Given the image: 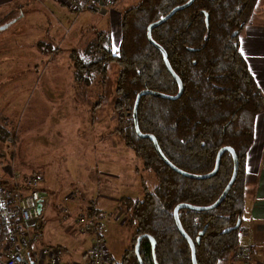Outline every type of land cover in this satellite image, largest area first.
Segmentation results:
<instances>
[{
    "label": "trees",
    "instance_id": "trees-1",
    "mask_svg": "<svg viewBox=\"0 0 264 264\" xmlns=\"http://www.w3.org/2000/svg\"><path fill=\"white\" fill-rule=\"evenodd\" d=\"M189 1L140 0L121 16L119 48L114 50L111 35L101 31L93 63L85 64L82 55H72L78 69L93 74L100 67L118 64L121 70L116 93L131 112L144 90L178 95L179 83L168 71L163 53L149 42L147 31ZM258 2L194 0L152 30L153 40L166 51L174 74L183 83V93L177 100L143 96L138 106L141 133L156 137L168 161L189 174L212 173L223 148H232L239 160L236 181L217 208L179 211L180 223L195 243L198 264H222L233 257L240 244L247 160L255 141L257 118L264 113V94L240 50L239 40L243 29L253 24ZM122 137L145 168L155 172L158 185L153 191L145 188L142 200L120 199L130 214L128 225L135 231L133 246L120 263L114 264H193L191 247L176 225L174 210L183 203L198 207L216 203L232 178L233 154L224 151L218 172L210 179L197 180L168 166L153 141L139 137L133 119ZM239 221L238 229L225 232ZM1 236L3 239L2 232ZM141 236L152 237L155 248L143 238L138 257L135 246Z\"/></svg>",
    "mask_w": 264,
    "mask_h": 264
},
{
    "label": "rangeland",
    "instance_id": "rangeland-1",
    "mask_svg": "<svg viewBox=\"0 0 264 264\" xmlns=\"http://www.w3.org/2000/svg\"><path fill=\"white\" fill-rule=\"evenodd\" d=\"M139 1L125 0L119 12L123 14ZM258 1L253 17L256 25L264 24V0ZM95 26L107 29L105 20L89 12L78 14L64 0H0V186L24 194L32 187L34 181L30 180L38 178L42 196H46L43 190L47 194V189L53 190L58 206L69 199L70 217L65 219L75 226L90 208L102 221L106 217L103 224L111 223L105 237L109 254L120 263L133 246L128 232L135 231L128 225L130 214L120 199L142 200L145 188L153 191L158 179L123 140L133 112L118 100V64L110 63L91 74L78 69L72 56L82 55V62L93 63L98 55L97 34L101 33ZM253 68L264 88L259 75L262 69ZM252 149L255 158L251 164L261 166L255 173L256 184L251 185L254 174L245 175L246 198L256 194L261 172L264 177V113L258 116ZM88 176L94 189L84 187ZM105 196H115L118 203L101 199ZM53 215L56 222L47 221L46 238L53 247L66 250L65 262L78 264L81 234L75 231L71 235L66 228L74 226H62L64 216ZM246 234L243 226L238 231L240 243ZM3 239L1 236L0 244ZM256 245L255 241L239 244L233 254L240 247H254L252 261L256 264ZM231 261L240 264L232 256L222 264Z\"/></svg>",
    "mask_w": 264,
    "mask_h": 264
},
{
    "label": "built area",
    "instance_id": "built-area-1",
    "mask_svg": "<svg viewBox=\"0 0 264 264\" xmlns=\"http://www.w3.org/2000/svg\"><path fill=\"white\" fill-rule=\"evenodd\" d=\"M67 7L81 14L95 6L114 8L119 0H64ZM32 187L24 194L15 193L12 189L0 186V222L5 239L0 244V264H66V250L40 244L43 202L40 180L33 178ZM61 205L60 215L70 217L68 201ZM42 204V210L39 205ZM91 208L83 212L76 221L79 233L91 237V246L86 252L85 262L80 264H114L109 256L105 240L106 227L97 213ZM255 248L240 247L233 254L236 263L254 264L252 257ZM71 264V263H70ZM264 264V262L262 263Z\"/></svg>",
    "mask_w": 264,
    "mask_h": 264
},
{
    "label": "crops",
    "instance_id": "crops-1",
    "mask_svg": "<svg viewBox=\"0 0 264 264\" xmlns=\"http://www.w3.org/2000/svg\"><path fill=\"white\" fill-rule=\"evenodd\" d=\"M124 1L125 0H119L117 6L114 8L109 9V8L104 7V6H95L94 9L86 11V12H89V14H91V15L99 17L101 19V21L105 20L107 29L103 30L105 27L104 28H98L97 26H95V27H96L97 31H102V32H105V33H108L111 35L112 46H113L114 50H117L120 46V43H121L122 34H121V30H119V29H121V16H122V14L119 12V7ZM86 12H84V13H86ZM98 24H99V22L96 23V25H98ZM239 43H240V50H241L242 54L244 55V57L248 63V66H249L252 74L254 75L260 89L262 90V93L264 94V88H262V86L260 85V82L258 80V75L256 74V72L254 71V68H253V66L255 65V67L259 66L262 69V73H259V75H261V83H262V85H264V80L262 79V74H264V24L256 25L253 23V24L246 26L243 29V31L241 32ZM257 122H258V118H257ZM257 122H256V128H257ZM256 149L257 148H254V150H256ZM251 150H253V149H251ZM251 152H250V154L248 156V160H247L246 173L248 174V176H253V174L255 175V180L253 182H251V185H253V184H256L257 176L255 173H257V174L259 173L258 170H259L260 164H256L255 166L251 164L254 161L253 159L255 158V156H253V157L251 156ZM261 156H260V160H261ZM263 163H264V160L262 159L261 164H263ZM97 174H98V178H99V174L101 175V173H99V171H98ZM86 177L87 176H84L81 178L84 179ZM47 179H48V177H46V180ZM90 180H91V177L88 176V179H86L87 184L84 185L85 189H88L90 187L93 188L94 186L96 187L95 183H92ZM96 183L99 184L100 182H96ZM47 190L49 191L48 192L49 196H48L47 192L44 193V190H43V195L45 194L46 196H42L43 197V199H42L43 212H42V219L40 221V229H41L40 230L41 231L40 244H43L46 246H48V245L54 246L46 238V234H45L46 223L49 220L56 222V220H53L54 219L53 214L57 213V216H59V214H60L59 209L61 207V204H63V203H60V205L58 206L57 202L55 203L54 198H53L54 197V191L51 189H47ZM101 199L111 200L113 202L118 203L115 196L114 197L105 196L104 198H101ZM62 202H63V200H62ZM70 205H71V209L73 211L74 210L78 211L74 207V205H72L71 203H70ZM94 205L97 207V208H95V209H97V211H101L98 207V203L94 202ZM68 207H69V204H68ZM104 215H106V214H104ZM103 218H104L103 221L105 222V219H107V218L106 217H103ZM66 219L64 217V219L62 218L63 221H60V224L62 226H64L65 223H68V224H71L72 226H74L76 228L75 224H72L70 222L71 219L70 220H66ZM109 219H110V217H109ZM243 220H244L243 226L246 229L247 234H246V236H244L241 239L240 244L249 245L250 243H254V241H255V243H257V245H259V246L256 245L257 255L254 259V262L256 264H262L264 262V177H263L262 172H261L260 178L258 179V188H257L256 194H254L253 198H251V197L246 198V209H245V213L243 216ZM110 224L111 223L109 222V224L107 223V225L105 226L106 227L105 237H106V233L108 230V226H110ZM74 227L67 226V228H66V230L73 236L76 235L75 231H77V233H78V229L76 228L77 229L76 230V229H74ZM1 232L3 233L1 222H0V234H1ZM128 233H130L129 238H132L133 234H131V232H128ZM78 241H79V243H81L82 250H81V256L79 257L80 261L76 262V263L80 264V263L85 262L86 252L88 251V249L91 246V237L80 235L78 237ZM106 241H107V238H106ZM2 243H3V241H2ZM107 249H108V247H107ZM108 253H109V250H108ZM109 256L112 258V256L110 254H109ZM72 262H73L72 260H69V261H66V264H70ZM231 263L235 264V263H233V261H231ZM225 264H229V263H225Z\"/></svg>",
    "mask_w": 264,
    "mask_h": 264
},
{
    "label": "water",
    "instance_id": "water-1",
    "mask_svg": "<svg viewBox=\"0 0 264 264\" xmlns=\"http://www.w3.org/2000/svg\"><path fill=\"white\" fill-rule=\"evenodd\" d=\"M193 1L194 0H190L187 4L174 8L166 17H164V18L160 19L159 21H157L156 23H153L152 25H150L148 27V31H147V36H148L149 42L152 43L153 45H155L163 53L168 71L175 77V79L179 83L180 91H179L178 95L169 96V95H165V94H162V93H159V92H156V91L144 90L138 95V97L136 99L132 116H133V122H134V125H135V130H136L137 134L139 135V137H141L143 139H147V138L151 139L153 141V143H154L156 151L161 156V158L167 163V165L170 166L176 172H178L179 174H181V175H183L185 177H189V178L197 179V180L210 179L218 172V170L220 168V160H221V157H222V154L224 153V151H230L233 154V158H234V172H233L232 178H231L230 182L228 183L226 189L223 191L221 197L217 200L216 203H214L213 205L208 206V207H198V206H193V205H190V204H184L183 203V204L178 205L176 207V209L174 210V218H175V221H176V225H177L179 231L181 232L182 236L188 241V243H189V245L191 247L192 263L193 264H198L197 258H196V246H195V243L193 242V240L184 231V229H183V227H182V225L180 223L179 211H180V209H190V210H194V211L204 212V211H209V210H213V209L217 208L225 200L227 194L230 191V188L232 187V185L236 181V178H237V175H238V170H239V160H238L237 156L234 154V151H233L232 148H229V147L223 148L218 153L215 169H214V171L212 173H209L207 175H193V174H189L187 172L179 170L171 162H169L168 159L163 155L156 137H154L153 135H149V134H142L140 129H139V123H138V106H139L140 100H141V98L143 96H154V97H159V98H164V99L177 100V99H179L181 97V95L183 93V83L174 74V72H173V70L171 68V65L169 63L168 55H167L166 51L161 46L156 44V42L153 40V38H152V30L154 28L160 26L161 24H163L167 20H169L178 11L189 7L193 3ZM236 35H237V33H235L234 36H236ZM39 210H42V204L39 205ZM240 225H241V223L239 221L234 228L227 229L225 232L226 233H230L232 230L238 229L240 227ZM205 232L206 231L204 230L202 232V235H204ZM143 238H148L151 241V243L153 245V248H155V240L152 237H150V236H141V237H139L137 239V244L135 246V251H136V254H137L138 257H140V255H139L140 244H141V241H142ZM196 241H197V243H200L201 239L198 238Z\"/></svg>",
    "mask_w": 264,
    "mask_h": 264
},
{
    "label": "flooded vegetation",
    "instance_id": "flooded-vegetation-1",
    "mask_svg": "<svg viewBox=\"0 0 264 264\" xmlns=\"http://www.w3.org/2000/svg\"><path fill=\"white\" fill-rule=\"evenodd\" d=\"M140 252V251H139Z\"/></svg>",
    "mask_w": 264,
    "mask_h": 264
}]
</instances>
